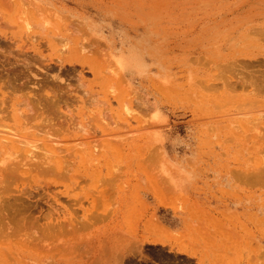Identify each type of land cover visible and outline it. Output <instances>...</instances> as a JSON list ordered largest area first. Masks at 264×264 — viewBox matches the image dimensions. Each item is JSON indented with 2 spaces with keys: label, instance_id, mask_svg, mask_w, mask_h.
Returning a JSON list of instances; mask_svg holds the SVG:
<instances>
[{
  "label": "rangeland",
  "instance_id": "1",
  "mask_svg": "<svg viewBox=\"0 0 264 264\" xmlns=\"http://www.w3.org/2000/svg\"><path fill=\"white\" fill-rule=\"evenodd\" d=\"M81 2L80 12H83L81 20L85 24V34L96 40V44L86 51L87 58L83 60L84 77L88 84H91L90 87L98 89L100 97L104 98L107 95L111 98L108 101L110 104L105 106L112 108L110 112L114 115L113 122L97 119L94 124L81 131L75 126H72L74 130L66 125L63 127L65 129L60 128V135H64L61 140L64 141L63 144H58L63 150L59 158L62 170L57 175L50 176L28 170L11 178L8 183L9 188L35 190L46 179H52L57 188L73 197V203L74 200H78L75 203H77L76 207L81 208L79 213L83 210L89 222L87 223L92 225L83 229V236L89 235L90 232L95 233V230L101 232L104 227L110 225L109 223L117 226L116 231L122 235L120 241L118 234L115 235L120 243L121 251L118 252L122 256L120 264L127 262L128 264H264V257H229L228 252H232L233 247L228 245L220 246L221 257H205L206 249L212 247L214 239L229 240L234 238V235L228 225L222 221L223 219L213 220L205 206L199 208L196 204L191 205L189 197L181 198L169 180L170 174L186 173L184 186L181 189L175 188L185 190L192 171L195 177L192 181L194 195L199 192L205 195L206 191L213 190V186L216 185L212 183L215 177H219L217 179L224 177L230 180L232 188L245 191L247 201L254 196H264L263 94L260 96L259 93L257 95L253 93L258 100L263 98L260 101L255 100L256 102L253 99V104L249 103L247 98H243L251 94L248 93L250 87H246L249 85L245 82L247 79H243L245 83L241 82L244 86L246 84V91L245 88L243 90V86L238 87L244 93L233 88L232 91L235 90L237 96L235 94L232 97L235 92H231L229 87L226 88V84L239 78L237 74L240 71V67H233L229 62L243 58L250 51L251 55L257 54V51H264V38L256 31L260 5L264 0H81ZM68 6L74 7L69 3ZM70 16L72 19H77L71 14ZM250 30L252 33L254 31L257 33L253 35ZM25 39L27 38L24 37L22 43H15L13 49L22 47L27 40L26 47H29L30 40ZM249 42L251 44L247 45L246 43ZM224 45L228 47L225 48ZM43 46L42 49L45 50L43 54L51 55V49L47 46L45 49ZM108 51L114 56L132 52L140 62L128 72L129 85L128 83L121 85L114 81L102 84L101 80L93 79L88 66L93 62L102 66L108 64L105 60ZM9 55L17 56L13 53ZM19 59L23 58L19 57ZM21 60L17 61V66L23 65ZM224 64L238 72L231 70L232 75L237 73V76H234L237 78L234 79L224 68L231 81L222 76L228 82L222 84L219 83L221 76L218 73H221ZM218 65L223 66L219 67L221 71L219 69L216 71L215 67ZM263 65H258V72L264 70ZM54 71V75H57L58 73L55 74L57 71ZM62 76L67 77V74ZM72 76L68 75V78ZM38 78L43 77L39 74ZM236 82L228 86L232 87ZM1 83L3 84L4 81L0 82V85ZM72 83H76L72 85L79 93L74 90L71 95L73 97L68 99L70 110L73 108L72 110H75L73 113L79 114L83 107L86 110L92 108L94 106L92 101H87L90 98L83 96L84 87H79L76 81ZM48 84L38 93L39 95H45L47 90L49 92V87L55 89V85L50 82ZM212 84L215 88H212ZM219 85H223L224 88ZM2 86L5 92L6 84ZM28 86H31L28 87L30 89L33 88L30 84ZM28 88L23 89L26 94L30 90ZM10 90L8 89L5 95L12 99L24 94L22 90L21 92ZM111 90H115V93L112 94ZM245 93L247 94L244 95ZM0 98H2L1 93ZM146 101H149V104ZM144 103L148 107L143 105ZM150 103H154L155 106L150 107ZM125 105L132 110L131 115L126 116ZM123 110L125 113H122ZM155 111L162 114L165 123L163 121L159 125H151L148 118ZM44 114L46 115L47 112L37 117L35 115L27 127L30 128L34 124L48 126L50 124L48 120L42 121ZM140 117L146 118L148 124L145 121L147 125L144 126ZM7 118L4 119L6 123L3 121L4 126L0 127L2 139L13 141L24 139L28 144L33 142V145L36 143L45 146V149L53 148L51 145H44L52 144L53 141L47 139V135H43V131L40 130L42 127L38 130L37 126L36 128L33 126L35 129L33 127L30 128L31 130L27 129L28 132L20 138L21 131L13 124L11 118L9 121L6 120ZM173 126L182 127L181 130H177L182 133H177L176 136H181L186 143L184 144L186 147L178 150L185 154L184 157L192 158L184 166L188 170L180 166L173 167L165 160L166 132ZM158 134L161 136L160 140L154 139ZM171 136H175V133ZM54 142L52 145L58 143ZM8 144L12 150V144ZM27 145L25 146L28 147ZM58 145L56 146L59 147ZM2 157L3 155L0 154V158ZM119 196H122L124 202L122 213L116 215ZM157 206L174 208L178 215L187 212L189 218L192 211L195 220L192 223L193 229H190V224L181 232L175 233L165 229L159 220ZM92 213L96 215L93 218L99 216L101 221L99 219L96 222V219L95 223L91 224L95 220H92ZM225 219L224 221H231V216L226 215ZM247 221L251 222L248 212ZM142 234L158 238L163 244L142 243ZM192 235L199 239L201 245L191 244ZM235 239L236 242L241 241L237 237ZM245 240L247 244L252 243L247 245L251 253L257 254L254 237L248 230ZM131 243H134L135 247ZM129 246L134 253L126 249ZM235 247L237 250V246ZM191 253L194 257H190ZM116 255L117 252L109 257L117 263L119 259Z\"/></svg>",
  "mask_w": 264,
  "mask_h": 264
},
{
  "label": "bare ground",
  "instance_id": "2",
  "mask_svg": "<svg viewBox=\"0 0 264 264\" xmlns=\"http://www.w3.org/2000/svg\"><path fill=\"white\" fill-rule=\"evenodd\" d=\"M68 3L73 4L74 7L70 8ZM81 5V0H0V82L4 81L7 90L12 89L10 91L17 90V92H21L22 90L24 92L23 89L31 87L28 86L29 84L33 87L31 89L28 88L30 90L27 94L24 92V94L19 97L12 99L5 95L7 90L3 92L2 85L4 83H1L0 93L2 94V98H0V127L4 126L2 124L3 121L5 122V117L7 118L9 116L6 120L9 121L11 118L10 120L13 121V124L19 128L21 131V135H19L20 138L23 137L24 133L28 132L27 129L31 130V127L37 126L38 130L40 127L44 128V130L42 128L40 130L43 131V135H47V139L53 141L52 144L55 143L54 141L58 142L54 145L45 143L44 145H51V147H53L45 149V146L42 147L36 143L33 145V142L28 144L24 139L23 141L19 138L20 142L18 139L13 141L4 138L2 139L0 136V154L3 155V157L0 158V264H120L122 259V256H120L121 254L118 253L121 251V249H119L120 243L115 236L118 234L120 241L122 235L116 231L117 226L109 223L111 226L107 224L108 226L104 227L103 231L97 232V230H95V233L90 232L89 235L83 236V229L86 228V226L89 227L92 225L88 224L89 222L86 219L87 216L85 217L83 210L82 213H79L81 208L79 206L76 207L77 203H75L78 200H74L73 203V197L66 191L57 188L54 182H52V179H46L39 184L35 190L18 188L11 189L8 185L11 178L20 173H25L28 170L29 172H36L40 175L44 174V176L57 175L62 170L59 158L62 156L63 150L59 145L63 144L64 141L62 142L61 140L64 138V135H60L61 133L59 132V129H65L63 128L65 125L71 126L73 130L74 127L72 126H75L81 131L86 130L88 126L94 124L97 119L113 122L114 115H111L110 112L112 108L110 107V109L105 106L110 104L108 103L110 97L107 95L105 96L104 92L103 96L105 97H100L98 89L96 90V88L94 89L90 87L89 85L91 84H88V81L84 77L85 67L83 65V60L87 58L86 51H89L96 44V40L90 35L87 37L85 34V24L81 20L83 17L81 15L83 12H80ZM70 14L77 19H72ZM256 31L264 38V3L260 5ZM257 32L254 31V33ZM254 33L251 31V34L254 35ZM24 37L30 40V44H28L29 47H26L28 40L25 39L27 41L23 44L24 46L22 45L21 47L20 44L19 48L16 47L17 50H15V48L13 49L12 46H16L15 43L17 44V42L22 43ZM238 38H240V36ZM232 43L231 45H233ZM41 44L50 48L52 54H47L49 56H45L43 54L44 49H42L43 45ZM246 44L250 45L251 43L249 42ZM11 49L14 51H11ZM15 51L18 53L16 54ZM10 53L11 55L13 53L17 56L12 55V58L9 55ZM250 55L251 51L248 55L243 56L242 54L243 58L229 62L232 63L233 67H240L239 72L238 70L231 69L232 67L225 66V64L223 65L224 67L220 65L221 68L223 67L222 69L219 68V65L218 67L216 66V71L217 69H219V71L222 70L221 73L219 71V73L217 72L220 74L219 76H221L219 83L224 84L226 81L225 79L228 75L226 73L228 72H226L224 68L229 71V75L231 74V70H234L233 72L237 71L238 74H236L239 76L235 73L233 75L231 74V76L233 78L235 75L239 77H235L237 78V82L236 80L230 82L231 79L227 78L231 85L234 84V82H236V85H233L232 87L231 85L228 86L230 83L226 81V83H228L226 84V88H231L230 90L233 92V88L238 90L239 86H243L244 90L246 84L249 83V85L246 86L251 89L250 91L248 90V93H255L256 95L259 93V95L261 94L260 96L263 94L262 97H264V70H262L261 73L257 71L258 65L264 64V51H257V54L254 53L249 57ZM258 55L260 57H257ZM224 56L222 57L225 59ZM19 57H22L23 59L18 60ZM20 60L23 65L17 66V61ZM105 60L108 61V64L106 65L102 66L99 63L95 64L93 62L88 66L94 77L93 79L101 80V82H103L102 84L114 81L119 82L121 85L124 83H128L129 85V70L140 64L132 52L129 54H119L114 56L112 52L108 51L105 54ZM54 70L57 71L55 73H58L57 75H54ZM259 71L261 70L259 69ZM69 73L73 74V76ZM39 74H41V77L43 78H38ZM66 74L67 77L62 76ZM68 75L72 77L68 78ZM219 76L217 75V77ZM222 76H225V79ZM258 76H260V78H258ZM73 77L74 79H72ZM243 79H247L245 81V86L241 83L242 81L244 82ZM248 79L250 80L249 82ZM72 81H76L79 87H84L82 90L84 94H81H83V96L86 95V97H88L87 99H92L87 101H92L91 103L94 105L89 110H86V108L83 107V110L81 109L79 114H74L73 111L75 110H72V108L71 111L69 108L70 102H68V99L73 97H71L72 92L76 90V87L73 88L72 85L76 83H72ZM49 82L55 85V89L49 87V92L47 90V92L45 91V95H39L38 93L41 92V90L43 91V87L47 86ZM89 82L93 83L92 81ZM257 83H259V85H257ZM220 86L221 85H219V87ZM234 86H237V88ZM213 87L212 84V88ZM221 87H223V85ZM240 90L241 88L239 91ZM243 90L241 91L243 92ZM76 91L78 92V90ZM101 91H103L102 87ZM244 91H246V88ZM111 92L113 94L115 93V90H111ZM7 93H9V91ZM235 94L236 92L232 97H234ZM246 94L247 93L244 95ZM251 94H248L249 98ZM32 96L37 97L34 98ZM248 96H244L243 98H247L246 100L251 104H253V99L254 101L258 100L254 97V94L251 97L252 100L251 98L249 99ZM261 98H259L258 101H260ZM143 102L145 101H142V103ZM146 103L149 104V101H146ZM146 103L143 105H146ZM151 105H154V103H150L149 106L151 107ZM146 106L148 107V105ZM124 110L122 113L127 114L126 116L129 114L131 115L132 110L126 105ZM45 112L49 115L47 116V114H44L45 116L43 115L44 119L42 121L46 119L51 125L34 124L31 125V129L27 127L28 124L30 125L31 119H33L35 115L37 117ZM143 118H141V122L145 126L148 124V121H146V118H144L145 120ZM148 119L151 125L154 124L155 126L164 121L163 116L159 111H155ZM34 127L33 129L36 128ZM160 138L161 136L159 134L154 136V139L156 140H160ZM22 141L23 145L21 144ZM24 142L26 144H24ZM8 143L12 144V150ZM27 144L32 145L28 146ZM169 178L170 183L175 188L181 189L186 183L187 175L186 173H173L170 174ZM118 198L119 204L115 210L116 215L122 213L124 202L122 196H119ZM91 215L92 220L95 219L96 215L93 213ZM94 215L95 217L93 218ZM89 217L90 216H88V219ZM96 219L91 222V224L95 223V221L98 222L100 219L99 216H97ZM102 220H104V218ZM143 234L142 243L163 244V241L160 239L154 238L152 235V237H150L148 234ZM123 237H126V235H123ZM131 244L135 247V245H133L134 243ZM129 247L126 249H130L129 251H131L132 247ZM116 252V256L119 259H117V263L116 260L114 261L112 260V257H109L113 256ZM118 254L120 258L118 257ZM128 263L129 262H127V264Z\"/></svg>",
  "mask_w": 264,
  "mask_h": 264
},
{
  "label": "crops",
  "instance_id": "3",
  "mask_svg": "<svg viewBox=\"0 0 264 264\" xmlns=\"http://www.w3.org/2000/svg\"><path fill=\"white\" fill-rule=\"evenodd\" d=\"M181 128L182 127L180 126H173L168 129L169 131L166 132L167 136L165 137L164 149L167 155V158L165 159L168 162L167 164H170L173 167L180 166L184 168L186 163L192 160V158L184 157L185 154H182L180 150H178L186 147L183 138L178 135L176 136L177 133H182L177 131L181 130ZM173 133H175V136H171ZM184 169L188 170L187 168ZM194 178V174L190 171V182L187 185V188L185 190H177L174 188V190L181 198L189 197L191 205L196 204L199 208L205 206L206 211L211 215L213 220L223 219L222 221L228 225L234 235V238L229 240L214 239L211 245L212 247L206 249L205 257H221L219 253L220 246L225 245L233 247V251L228 252L229 257H264V196H254L247 201L245 191L232 188L230 180L224 177L223 179H217L219 177H215L212 183L216 185L213 186V190L206 191L204 193L205 195H202L203 192L194 195V192H192V181H194ZM247 212L251 222L247 221ZM157 213L159 220L165 229L172 230L175 233L181 232L185 230L189 224L191 226L190 229H193L192 223H194L195 220H193L192 211L190 212L189 218L187 212H184L183 215H178L174 208L169 206H157ZM226 215L231 216V221H224L226 220ZM247 230L254 237V245L257 247V254H252L250 249L247 248V245L252 244L251 242L247 244L245 240ZM235 237H237L238 240L241 239V241L236 242ZM190 240L193 246L201 245L199 239L194 237V235L191 236ZM235 246H237V250H235ZM190 257H194L192 253Z\"/></svg>",
  "mask_w": 264,
  "mask_h": 264
}]
</instances>
